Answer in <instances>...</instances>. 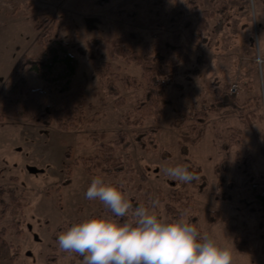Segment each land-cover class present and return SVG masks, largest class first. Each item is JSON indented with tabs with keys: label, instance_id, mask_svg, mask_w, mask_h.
<instances>
[{
	"label": "rangeland",
	"instance_id": "rangeland-1",
	"mask_svg": "<svg viewBox=\"0 0 264 264\" xmlns=\"http://www.w3.org/2000/svg\"><path fill=\"white\" fill-rule=\"evenodd\" d=\"M80 1L0 0V99L15 83L20 60L38 52L40 33L33 29L30 9L34 4L45 8L56 25L61 15L69 14L80 26L77 40L85 54L79 55L75 85L86 103L82 122L68 131L56 124L45 126L10 117L0 122V186L14 189L23 203L22 208L11 206L5 214L0 206V264H82L78 254L61 251L53 235L93 216L113 217L101 202L85 198L96 176L121 187L130 201L134 197L169 220L173 214L167 205L186 213L202 233L232 248L233 264H264L259 248L256 254H239L233 246L236 233L245 234L259 222L254 205L243 201L242 185L246 169L255 175L264 173V68L255 63L257 47L264 50V0H197L201 10L213 11L223 3L230 18L220 34L210 36L209 45L198 47L204 55L200 73L179 72L174 82L182 86V100L190 110L210 106L227 93L240 110L231 108V113L226 107L213 112L204 137L188 147L180 144L171 111L160 120L145 117L140 121L135 106L143 93L127 87L124 78L140 77L141 70L92 43L95 38L109 39L111 32L108 25L88 31L83 18L89 12L78 5ZM142 1L152 11L145 26H136L147 39L160 28L166 35L172 33L169 16L175 18L177 28L188 19L187 0ZM106 11L93 14L107 21ZM157 21L163 22L161 27ZM58 30L66 39L72 36L70 31ZM27 77L31 84L41 85L31 75ZM177 92L172 86L168 89L169 96ZM152 129L157 131L153 135L156 148L147 143L150 149L145 150L136 136ZM119 133L129 143L118 153L131 173L109 176L96 171L89 175L84 159L93 156L101 143H114ZM97 134H106V138L97 141L93 137ZM177 164L188 166L197 178L181 183L164 173L165 167ZM180 194L181 203H177ZM154 201L158 203L153 209ZM210 217L216 222L210 223Z\"/></svg>",
	"mask_w": 264,
	"mask_h": 264
},
{
	"label": "trees",
	"instance_id": "trees-1",
	"mask_svg": "<svg viewBox=\"0 0 264 264\" xmlns=\"http://www.w3.org/2000/svg\"><path fill=\"white\" fill-rule=\"evenodd\" d=\"M78 5L85 7L89 12L83 18V24L88 31H99L101 26H109L110 38L105 40L95 38L92 43L107 51L111 57L140 68V77L124 78L127 87L141 90L143 93L142 99L135 106L140 121L145 117L160 120L168 117L171 111L172 125L180 132V144L188 147L204 137L213 112L226 107H230L228 111L231 113L240 110L228 93L221 95L220 99L210 106L190 110L182 100L185 97L182 86L174 82V77L179 72L186 71L192 75L200 73L199 66L204 62V55L198 53V47L209 45L210 36L220 34L230 18L223 8V3L212 11L201 10L200 2L197 0H187L188 19L181 28H177L175 18L169 16L172 33L166 35L160 28L151 31L148 39L136 26H145L152 11L142 0H81ZM30 7L34 13L33 29L40 33L37 42L38 52L35 55L24 56L20 60L15 83L0 99V122L5 117H10L45 126L56 124L58 129L68 131L76 128L85 114V99L76 91L75 85L81 65L79 55L85 54L77 40L81 28L73 22L69 14L61 15L58 19L59 24L56 25V19L45 14V8L34 4H30ZM105 8L109 18L107 21L104 17L93 14L95 10ZM215 20L216 23L212 25ZM154 23L161 27L163 22ZM58 29L70 31L72 36L66 39L60 35ZM27 74L41 85L31 84ZM170 86L178 89L175 95H168ZM156 132L152 129L138 133L136 136L138 144L145 150L150 149L147 143L156 148L153 137ZM93 137L97 141L103 140L106 134H97ZM100 145V149L93 156L84 159L85 169L89 175L93 176L96 171H102L109 176L131 173L126 170L123 156L118 153L129 147L125 134L119 133L114 143ZM216 172H221L219 166H216ZM137 174L145 181L144 175ZM242 188L243 201L247 206L254 205L252 210L257 211L259 222L253 230H247L245 234L236 233L233 246L239 254H256L258 248L264 254V173L255 175L246 169ZM181 196L182 194L179 199L177 198V203L180 202ZM131 203L133 208L144 205L134 197L131 198ZM0 206L1 213L5 214L11 206L16 209L22 208L23 203L14 189L9 190L0 186ZM167 210L173 214L172 218L181 214L171 205H167ZM216 215L220 216L218 212ZM216 220L210 217V223H215ZM59 231L61 233L62 229ZM59 234H54L53 240L57 241ZM255 242L258 243V247L254 246ZM51 261L53 259H50L49 263Z\"/></svg>",
	"mask_w": 264,
	"mask_h": 264
},
{
	"label": "clouds",
	"instance_id": "clouds-1",
	"mask_svg": "<svg viewBox=\"0 0 264 264\" xmlns=\"http://www.w3.org/2000/svg\"><path fill=\"white\" fill-rule=\"evenodd\" d=\"M255 63L264 68L259 46ZM164 173L181 183L197 178L180 164L165 167ZM85 198L101 202L113 217L93 216L58 235V248L78 254L82 264H233L232 248L202 233L186 213L169 220L145 205L133 208L123 189L101 176L92 179ZM157 203L152 202L153 209Z\"/></svg>",
	"mask_w": 264,
	"mask_h": 264
},
{
	"label": "built area",
	"instance_id": "built-area-1",
	"mask_svg": "<svg viewBox=\"0 0 264 264\" xmlns=\"http://www.w3.org/2000/svg\"><path fill=\"white\" fill-rule=\"evenodd\" d=\"M236 89H237V86H233V89L232 90L233 91H236Z\"/></svg>",
	"mask_w": 264,
	"mask_h": 264
}]
</instances>
